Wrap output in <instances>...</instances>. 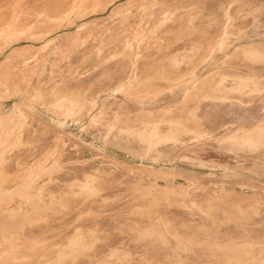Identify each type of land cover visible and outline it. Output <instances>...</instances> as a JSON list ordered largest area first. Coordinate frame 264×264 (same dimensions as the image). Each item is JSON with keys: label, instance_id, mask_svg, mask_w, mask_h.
<instances>
[{"label": "rangeland", "instance_id": "obj_1", "mask_svg": "<svg viewBox=\"0 0 264 264\" xmlns=\"http://www.w3.org/2000/svg\"><path fill=\"white\" fill-rule=\"evenodd\" d=\"M95 1L0 0V264H264V0Z\"/></svg>", "mask_w": 264, "mask_h": 264}, {"label": "bare ground", "instance_id": "obj_2", "mask_svg": "<svg viewBox=\"0 0 264 264\" xmlns=\"http://www.w3.org/2000/svg\"><path fill=\"white\" fill-rule=\"evenodd\" d=\"M21 1H22V0H21ZM61 1H62V2H65V0H61ZM69 1L72 2V7H73L75 10H80V9H82L83 7H84V8H85V7H86V8H89L88 5L84 6L85 3H86L88 0H69ZM89 1H90V0H89ZM93 1H94V0H93ZM101 1H102V0H101ZM18 2H19V1H18ZM25 2H26V1H25ZM25 2H23V3H25ZM56 2H57V1H56ZM95 2H97V0H96ZM102 2H103V1H102ZM109 2H110V1H109ZM23 3H22V6H23ZM42 3H43V2H42ZM88 3H89V2H88ZM93 3H94V2H93ZM100 3H101V2H100ZM160 3H161V2H160ZM20 4H21V3H20ZM89 4H90V3H89ZM156 4H157V3H156ZM91 5H92V7H93L95 4H94V5L91 4ZM89 6H90V5H89ZM153 6H155V5H153ZM58 7H59V5H58ZM160 7H161V10H162V9H163L162 6H160ZM15 8H16V6H15ZM19 8H20V5H19ZM19 8H18V9H19ZM29 8H30V7H29ZM36 8H37V7H36ZM20 9H21V8H20ZM54 9H58V8L55 7ZM155 10L157 11V9H155ZM161 10H160V11H161ZM165 10H166V9H165ZM168 10H171V9H168ZM81 11H83V10H81ZM154 12H155V11H154ZM163 12H164V11H163ZM162 14H163V13H162ZM164 15H166V14H164ZM152 16H153V15H152ZM227 17H228V16H227ZM151 18H152V17H151ZM160 18H162V17H160ZM224 18L226 19V17H224ZM225 19H223L222 21H225ZM250 19H251V23H252V25H253V28L256 27V28L262 29V28L259 26V24H258V20L254 19V18H250ZM147 22H148V21H147ZM158 22H159V21H158ZM162 22H163V21H162ZM225 22H227V21H225ZM215 23H216V22H215ZM223 23H224V22H223ZM143 24H145V23H143ZM143 24H142V25H143ZM225 24H226V23H225ZM230 25H231V22H228V23L225 25L226 30L229 29ZM226 30H225V31H226ZM171 34H172V33H171ZM0 35H1V31H0ZM250 35H251V34H250ZM252 35H253V34H252ZM252 35H251V36H252ZM251 36H250V37H251ZM226 43H227V42H226ZM227 47H228L227 45H225V46L223 45V48H224V49L227 48ZM242 48H244V47H242ZM242 48H238V49H236V50L238 51L239 49H242ZM18 50H19V49H18ZM241 51H242V50H241ZM250 52H251V51H250ZM233 53H235V52H233ZM236 53H238V52H236ZM245 53H246V52H245ZM239 54H240V52H239ZM246 54H247V53H246ZM249 55H251V53H249ZM234 56H235V55H234ZM10 57H11V56H10ZM10 57H8V58H10ZM14 57H15V56H14ZM255 85H256V84H255ZM258 90H259V91H262V92H259L260 94L258 93V95H259V97H260L259 102H261V103L263 104V103H264V83L260 85V87L258 88ZM14 103H16V102H14ZM231 103H232V102H231ZM232 104H233V103H232ZM237 105H238V104H237ZM239 105H240V104H239ZM224 108H228V106H225ZM239 108H240V107H238V110H239ZM236 111H237V110H236ZM256 117H260V118H257V119L255 120V122L258 123V122H260V121H264V118H262L263 116H262L261 114H260L259 116L257 115ZM254 118H255V117H254ZM1 120H5V117H4L3 119H1ZM227 121H228V120H227ZM253 122H254V121H253ZM46 124H47V123H46ZM28 125L30 126L31 124H28ZM38 125H39V124H38ZM23 127H24V126H23ZM25 127H27V126H25ZM57 127H58V126H57ZM3 128H4V127H3ZM29 128H30V127H29ZM58 128H59V127H58ZM25 129H26V128H25ZM27 129H28V128H27ZM27 129H26V131H27ZM34 129H35V128H34ZM37 129H38V128H37ZM54 130H55V129H54ZM57 130H58V129H57ZM29 131H30V130H29ZM34 131H35V130H34ZM34 131H32V133H33ZM55 131H56V130H55ZM49 132H50V130H49ZM57 132H58V131H57ZM60 132H62V131H60ZM60 132H59V133H60ZM40 133H41V132H40ZM42 133H43V132H42ZM29 134H31V133H29ZM43 134H44V133H43ZM51 134H52V133H51ZM63 134H64V135H63ZM63 134L61 133L60 135H61V136H64L66 139H68V138L70 139V138L72 137L71 135L65 133L64 131H63ZM56 135L59 137L58 134H56ZM32 136H33V135H32ZM54 136H55V135H54ZM66 136H67V137H66ZM30 137H31V136H30ZM30 137H29V138H30ZM58 137H57V138H58ZM23 138H24V137H23ZM25 138H27V137H25ZM25 138H24V139H25ZM53 138H54V137H53ZM53 138L51 137V139H53ZM55 138H56V137H55ZM65 138H64V139H65ZM30 139H32V138H30ZM58 139H59V138H58ZM58 139H57V140H58ZM60 139H62V138L60 137ZM60 139H59V140H60ZM25 140H27V139H25ZM42 140H43V139H42ZM47 140H48V137H47ZM47 140L44 141L45 144H48V143H46ZM59 140H58V141H59ZM28 141H30V140L28 139ZM38 141H39V140H38ZM40 141H41V140H40ZM40 141H39V142H40ZM51 141H52V140H51ZM30 142H31V141H30ZM42 142H43V141H42ZM52 142H53V141H52ZM62 142H63V141H62ZM62 142H61V143H62ZM77 142H78V144H79L80 141H79V140L73 141L72 138H71L70 141H69V143H67V142H65V143H67L66 145L71 149V148H74L73 146H76ZM56 143H57V141H56ZM63 143H64V142H63ZM59 144H60V143H59ZM59 144H56V145L59 146ZM78 144H77V145H78ZM80 144H82V142H80ZM83 144H84V143H83ZM48 145H49V144H48ZM50 145H51V144H50ZM56 145H54V146H56ZM66 145H65V146H66ZM24 146H25V145H24ZM24 146H23V147H24ZM31 146H32V145H31ZM40 146H41V145H40ZM45 146H46V145H45ZM45 146H44V147H45ZM65 146H62V147L65 148ZM78 146H79V145H78ZM80 146H81V145H80ZM46 147H48V146H46ZM24 148H25V147H24ZM56 148H57V146H56ZM78 148H79V147H78ZM82 148L85 149V147H82ZM88 148H89V147H88ZM57 149H58V148H57ZM65 149H66V148H65ZM22 150H23V149H22ZM42 150H43V149H42ZM44 150H45V149H44ZM67 150H68V149H67ZM86 150H91V149H86ZM24 151H26V150H24ZM58 151H59V149H58ZM58 151H57V153H58ZM76 151H77V150H76ZM83 151H84V150H83ZM46 152H47V151H46ZM61 152H62V151H61ZM61 152H59V153L61 154ZM81 152H82V151H81ZM26 153H27V152H26ZM63 153L65 154V151H63ZM94 153H96V152H94ZM33 154H34V153H33ZM53 154H54V153H53ZM71 154H72V152H71ZM89 154H90V153H89ZM92 154H93V153H92ZM100 154L103 155V156H105V157H102V156H100V157H102V158H107V157H108V159H109V156H107V155H105V154H103V153H100ZM65 155H66V154H65ZM94 155H95V154H94ZM29 156H31V155H29ZM35 156H36V155H35ZM60 156H61V155H60ZM76 156H77V155H76ZM92 156H93V155H92ZM106 156H107V157H106ZM57 157H58V156H57ZM66 157L69 158L70 156H69V157L66 156ZM72 157H73V156H72ZM72 157H70V158H72ZM78 157H79V156H78ZM80 157H81V156H80ZM34 158H35V157H34ZM59 158H60V157H59ZM61 158H62V157H61ZM67 158H66V159H67ZM53 159H54V158H53ZM53 159H52V160H53ZM62 159H63V158H62ZM72 159H73V158H72ZM104 160H105V159H104ZM57 161H58V160H57ZM101 161H102V160H101ZM106 161H107V160H106ZM106 161H105V162H106ZM109 161H112V159L109 160ZM113 161H114V160H113ZM55 162H56V161H55ZM107 162H108V161H107ZM107 162H106V163H107ZM52 163L54 164V162H52ZM108 163H110V162H108ZM111 163H112V162H111ZM111 163H110V164H111ZM115 163L117 164V162H115ZM115 163H114V164H115ZM53 164H52V165H53ZM55 164H56V163H55ZM100 164H101V163H100ZM112 164H113V163H112ZM114 164H113V165H114ZM43 165H44V164H43ZM102 165H103V164H102ZM81 166H82V165H81ZM84 166H86V165H84ZM84 166H83V167H84ZM88 166H89V165H88ZM90 166H92V165H90ZM104 166H105V165H104ZM104 166H103V167H104ZM111 166H112V165H111ZM118 166H120V165L118 164ZM121 166H124V164H123V165L121 164ZM47 167H48V165H47ZM96 167H97V166H96ZM109 167H110V166H109ZM109 167H107V168H108V169H111V168H109ZM112 167H113V166H112ZM114 167H115V166H114ZM127 167L129 168V166H127ZM79 168H80V167H79ZM81 168H82V167H81ZM98 168H101V167H98ZM105 168H106V167H105ZM119 168H120V167H119ZM122 168H123V167H122ZM82 169H83V168H82ZM120 169H121V168H120ZM84 170H85V169H84ZM86 170H87V169H86ZM100 170H102V169H100ZM104 170H105V169H104ZM128 170H129V169H128ZM68 171H70V170H68ZM79 171H80V170H79ZM107 171H109V170H107ZM130 171H131V170H130ZM128 172H129V171H128ZM131 172H132V171H131ZM61 173H62V172H61ZM61 173H60V174H61ZM111 173H112V172H111ZM121 173H122V175H123V174H126V172H125L124 170L121 171ZM73 174H74V172H73ZM75 174H78V173H75ZM104 174H106V173H104ZM113 174H114V173H113ZM118 174H119V173H118ZM58 175H59V174H58ZM108 175H109V174H108ZM128 175H130V174H128ZM80 176H81V174H80ZM114 176H115V175H114ZM124 176H125V175H124ZM46 177H47V176H46ZM51 177H52V175H51ZM60 177H61V176H60ZM62 177H63V174H62ZM78 177H79V176H78ZM110 177H111V176H109V179H110ZM130 177H131V176H130ZM133 177H134V179H135V175H134ZM157 177H158V176H157ZM159 177H160V176H159ZM208 177H209V176H208ZM49 178H50V176H49ZM125 178H126V177H125ZM64 179H65V178H63V180H64ZM78 179H79V178H78ZM109 179H108V180H109ZM123 179H124V178H123ZM128 179H129V178H128ZM128 179H127V180H128ZM132 179H133V178H132ZM132 179H131V180H132ZM46 180H48V179H46ZM49 180H50V179H49ZM56 180H57V178H56ZM59 180H61V179L59 178ZM65 180H66V179H65ZM68 180H70V179H68ZM74 180H75V179H74ZM108 180H104V181H108ZM125 180H126V179H125ZM127 180H126V181H127ZM129 180H130V179H129ZM201 180H202V179H201ZM75 181H76V180H75ZM111 181H112V179H111ZM36 182H37V181H36ZM40 182H41V181H40ZM40 182H39V183H40ZM43 182H44V181H43ZM48 182H49V181H48ZM85 182H86V181H85ZM101 182H102V181H101ZM109 182H110V181H109ZM109 182H108V183H109ZM122 182H123V181H122ZM131 182H132V181H131ZM34 183H35V182H34ZM46 183H47V182H46ZM90 183H93V184H94V182H90ZM90 183L88 182V184H90ZM112 183H113V181L111 182V184H112ZM116 183H118L117 185L120 184V185L123 186V187L125 186V185H122V184L119 183V182H116ZM116 183H115V184H116ZM44 184H45V183H44ZM53 184H54V183H53ZM65 184H66V183H65ZM88 184H86V185H88ZM101 184H102V183H101ZM103 184H104V183H103ZM113 184H114V183H113ZM62 185H63V184H62ZM74 185H75V184H74ZM76 185H77V184H76ZM76 185H75L74 187H76ZM84 185H85V184H84ZM95 185H96V184H95ZM105 185H106V184H105ZM109 185H110V184H109ZM120 185H119V186H120ZM126 185H129L128 182L126 183ZM45 186L47 187V185H45ZM45 186H44V187H45ZM52 186H53V185H52ZM56 186H57V185H56ZM90 186H91V185H90ZM101 186H102V185H101ZM115 186H116V185H115ZM119 186H118V187H119ZM140 186H141V185H140ZM48 187H50V186H48ZM77 187H78V185H77ZM93 187H95V186H93ZM85 188H86V187H85ZM99 188H100V187H99ZM99 188H98V189H99ZM114 188H115V187H114ZM114 188H113V189H114ZM124 188H126V187H124ZM128 188H131V186H128L126 189H128ZM143 188H144V187H143ZM78 189H79V188H78ZM93 189H94V188H93ZM93 189L91 188V190H93ZM103 189H104V188H103ZM113 189H112V190H113ZM50 190H51V189H50ZM76 190H77V189H76ZM89 190H90V189H89ZM100 190H101V189H100ZM106 190H107V189H105L104 192H105ZM117 190H118V189H117ZM119 190H120V189H119ZM119 190H118V192H120ZM124 190H125V189H124ZM128 190L130 191L131 189H128ZM133 190H135V191H139V189L136 190V188L132 189L131 191H133ZM140 190H141V189H140ZM143 190H144V189H143ZM26 191H27V190H26ZM52 191H53V190H52ZM55 191H56V189H55ZM78 191H79V190H78ZM81 191H82V190H81ZM101 191H102V190H101ZM101 191H100V192H101ZM108 191H109V189H108ZM108 191L106 192V194L103 193L104 195L99 194L100 192L98 193L99 195H101V196L99 197V201H103V200H105V201L107 202V204H109L111 207H113V206H115V205H116V207H117V204H118V205L121 207V208L119 207L120 210H121V209H124V208H122V206L120 205V202H118V203L115 204V205L113 204L114 202H117L118 199L116 200V199L112 198V195L115 194V193H113V194L110 193V194H109V192H110L111 190H110L109 192H108ZM114 191H115V189H114ZM53 192H54V191H53ZM95 192H96V189H95ZM111 192H112V191H111ZM118 192H117V193H118ZM124 192H126V190H125ZM41 193H42V191H41ZM56 193H57V192H56ZM86 193H87V191H86ZM86 193H85V194H86ZM89 193H90V192H89ZM92 193H93V192H92ZM129 193H130V192H129ZM133 193L135 194V192H133ZM133 193H132V195H133ZM141 193H142V192H141ZM82 194H84V193L82 192ZM87 194H88V193H87ZM93 194H94V193H93ZM119 194L121 195V193H119ZM126 194H127V192H126ZM136 194H137V192H136ZM136 194H135V197H134V198H133V196H132V198H133L132 200H134L135 198H136V199L139 198V197H136V196L138 195V194H137V195H136ZM139 194H140V192H139ZM144 194H145V192H144ZM39 195H40V194H39ZM46 195H47V194H46ZM46 195H45V196H46ZM49 195H52V194H49ZM79 195H80V194H79ZM95 195H96V194H95ZM99 195H98V196H99ZM130 195H131V194H130ZM237 195H238V194H237ZM237 195H236V196H237ZM41 196H43V194H42ZM81 196H83V195H81ZM92 196H93V195H92ZM114 196H115V195H114ZM114 196H113V197H114ZM90 197H91V196H90ZM90 197H89V198H90ZM93 197H94V196H93ZM110 197H111V198H110ZM118 197H119V195H118ZM122 197H123V196H122ZM125 197H127V196H125ZM77 198H78V197H77ZM81 198H83V197H81ZM87 198H88V197H87ZM96 198H97V196L95 197V199H96ZM108 198H110L111 202H108ZM130 198H131V196H130ZM130 198H128L129 201H130ZM140 198H143V196L141 197V195H140ZM144 198H145V197H144ZM254 198H255V197H254ZM70 199H71V198H70ZM83 199H84V198H83ZM85 199H86V198H85ZM95 199L93 198V202L95 201ZM120 199H123V198H120ZM136 199H135V201H133V202H136L135 204H136V206H137V201H138V200L136 201ZM236 199H237V198H236ZM88 200H89V199H88ZM124 200H125V198H124ZM126 200H127V199H126ZM132 200H131V201H132ZM140 200L142 201V199H139L138 204H139V203L142 204V202H140ZM144 200H146V199H144ZM147 200H148V199H147ZM82 201H83V200H82ZM119 201H120V200H119ZM187 201H188V200H187ZM77 202H78V201H77ZM89 202H90V201H89ZM96 202H97V201H96ZM121 202H123V201L121 200ZM126 202H127V201H125V203H126ZM151 202H152V201H151ZM151 202H150V204H151ZM173 202H174V201H173ZM73 203L75 204V202H73ZM80 203H81V202H80ZM80 203H79V205H80ZM85 203L87 204L88 202L85 201ZM90 203H91V202H90ZM90 203H89V206H90ZM104 203H105V202L103 201V204H104ZM125 203H124V205H125ZM130 203H131V205L134 207L135 204H132V202H130ZM148 203H149V202H148ZM189 203H191V202H189ZM82 204H83V203H82ZM111 204H113V205H111ZM121 204H123V203H121ZM127 204H128V202H127ZM143 204H144V207H141V205H139V206L141 207V208H139L140 210H141L142 208H143V209L146 208V207H145V204H147V203H144V202H143ZM143 204H142V206H143ZM152 204H153V203H152ZM152 204H151V205H148V206L146 205V206H147V207H149V206L153 207ZM95 205H96V204H95ZM95 205H94V206H95ZM97 205H98V204H97ZM174 205H175V204H174ZM65 206H66V205H65ZM71 206H72V205H71ZM75 206H76V205H75ZM77 206H78V205H77ZM80 206H83V205H80ZM91 206L93 207V205H91ZM125 206H129V205H125ZM132 206H131V207H132ZM59 207H60V206H59ZM78 207H79V206H78ZM83 207H84V206H83ZM133 207H132V208H133ZM155 207L157 208L156 205H155ZM169 207H170V206H169ZM172 207H173V206H171V208H172ZM174 207H175V206H174ZM174 207H173V208H174ZM183 207H184V206H183ZM183 207H182V208H183ZM73 208H74V205H73ZM84 208H85V207H84ZM96 208H97V206H96ZM96 208H95V209H96ZM98 208H99V206H98ZM103 208H104V207H103ZM153 208H154V207H153ZM163 208H164V207H163ZM167 208H168V207H167ZM173 208H172V209H173ZM176 208H177V207H175L173 210L175 211ZM240 208H241V207H240ZM57 209H58V208H57ZM75 209H76V208H75ZM78 209H79V208H78ZM78 209H77V210H78ZM93 209H94V208H93ZM105 209H106V208H105ZM113 209H114V208H113ZM113 209H112V210H113ZM143 209H142V215H143L144 213H146V212H147V213H146L144 216H146L147 214H149L148 211H146V210H149V209H145L146 212L143 211ZM157 209L160 210L159 207H158ZM164 209H165V210H164ZM164 209H162L164 212L167 211V210H166V207H165ZM236 209H237V208H236ZM59 210H60V209H59ZM103 210H104V209H103ZM112 210H111V214H114V213H112ZM115 210H118V209L115 208ZM126 210H127V209H126ZM131 210H133V209H131ZM151 210H152V209H151ZM154 210L156 211V209H153L152 212L149 211V212L151 213V215H153L152 213H153ZM162 210H161V211H162ZM176 210H177V209H176ZM178 210H179V209H178ZM184 210H185V209H184ZM263 210H264V209H263ZM88 211H90V210H88ZM94 211H95V210H94ZM99 211H102V210H99ZM104 211L107 212V211H109V209H106V210H104ZM104 211H103V212H104ZM155 211H154V212H155ZM161 211H159L160 213H159L158 211H156V212L159 213V214H161V213H163V211H162V212H161ZM174 211H173V212H174ZM72 212H73V211H72ZM74 212H75V210H74ZM80 212H81V211H80ZM84 212H85V211H84ZM105 212H104V213H105ZM113 212H115V211L113 210ZM119 212H120V211H119ZM123 212L126 213V212H128V211H125V210H124ZM143 212H144V213H143ZM156 212H155V213H156ZM167 212H170V211H169V208H168V211H167ZM177 212H178V211H177ZM77 213H78V212H77ZM89 213H90V212H89ZM92 213H93V212H92ZM97 213L100 214V215L103 214L102 212L99 213L98 210H97ZM97 213H96V214H92V218H93L94 215H98ZM108 213H109V212H108ZM108 213H107V216H109ZM116 213H117V212H115L114 216H115V215H118V213H117V214H116ZM134 213H137V212H134ZM170 213H171V212H170ZM182 213H183V212H182ZM186 213H187V212H186ZM70 214H71V212H70ZM171 214H172V213H171ZM176 214H178V213H176ZM176 214H174V215H176ZM183 214H184V213H183ZM65 215L67 216L68 214H65ZM65 215H64V218H65ZM73 215H74V214H73ZM80 215H82V214H80ZM100 215H99V216H100ZM151 215L149 214V216H151ZM169 215H170V214H169ZM172 215H173V214H172ZM68 216H69V215H68ZM70 216H71V215H70ZM78 216H79V214H78ZM82 216H84V213H83ZM99 216H98V218H100ZM104 216H105V215H104ZM111 216H112V215H111ZM147 216H148V215H147ZM155 216H156V215H155ZM159 216H160V215H159ZM164 216H165V215H164ZM183 216H185V214H184ZM183 216H182V217H183ZM186 216H187V214H186ZM71 217H73V216H71ZM71 217H70V218H66L65 220H67V219H71ZM80 217H81V216H80ZM80 217H79V219H80ZM85 217H86V216H85ZM101 217H103V216H101ZM112 217H113V216H112ZM115 217H116V216H115ZM152 217H153V216H152ZM152 217H151V218H152ZM166 217H167V214H166ZM168 217H169V216H168ZM168 217H167V218H168ZM170 217H171V216H170ZM173 217H174V216H172V218H173ZM176 217H177V216H176ZM176 217H174V218H176ZM182 217H181V219H182ZM251 217H252V216H251ZM53 218H55V217H53ZM57 218H58V217H57ZM60 218H61V217H60ZM74 218H76V217H74ZM95 218H96V217H95ZM106 218H107V220H108V217H106ZM109 218H111V217H109ZM113 218H114V217H113ZM144 218H146V217H144ZM147 218H148V217H147ZM147 218H146V219H147ZM153 218H154V217H153ZM155 218H156V217H155ZM172 218H171V219H172ZM256 218H257V217H256ZM86 219H87V218H85V220H86ZM102 219H103V218H102ZM102 219L100 218V220H102ZM114 219H115V218H114ZM161 219H162V218H160L159 221H160ZM186 219H187V217H186ZM186 219H185V220H186ZM194 219H195V216H194ZM259 219H260V218H259ZM50 220H51V219H50ZM56 220H57V219H56ZM63 220H64V219H63ZM73 220H74V219H73ZM76 220H77V219H75V221H76ZM87 220H89V219H87ZM87 220H86V221H87ZM104 220H105V217H104ZM104 220H103V222L100 221V225H101V223L103 224V223L106 221V220H105V221H104ZM115 220H116V219H115ZM132 220H134V219H132ZM143 220H145V219H143V216H142V221H143ZM147 220H148V219H147ZM149 220H151V219L149 218ZM153 220H154V219H153ZM162 220H165V218L162 219ZM169 220H170V218H169ZM189 220H190V219H189ZM200 220H201V219H200ZM255 220H258V219H255ZM261 220H262V219H261ZM68 221H69V220H68ZM75 221H74V223H75ZM81 221H82V220H81ZM86 221H85V222H86ZM91 221H92V220H91ZM113 221H114V220H113ZM116 221H117V220H116ZM139 221H140V219H139ZM145 221H146V220H145ZM165 221H166V220H165ZM165 221H164V222H165ZM182 221H184V220H181V222H182ZM194 221H195V220H194ZM245 221H246V220H245ZM259 221H260V220H259ZM259 221H258V222H259ZM53 222H55V220H54ZM59 222H60L61 224H64L63 221H62V222L59 221ZM70 222H71V221H70ZM82 222H83V223H82L81 226H82V228H83L84 221H82ZM87 222H88V221H87ZM87 222H86V223H87ZM94 222H96V221H94ZM94 222L92 221V227H90L91 223L89 224V227L92 228V229L94 228L93 226H94L96 223L99 224L98 221H97L95 224H94ZM107 222H109V220L106 221L105 224H107ZM133 222H135V221H133ZM133 222H132V223H133ZM136 222H138V221H136ZM143 222H144V221H143ZM147 222H148V221H147ZM160 222H161V221H160ZM170 222H171V221H170ZM174 222H175V221H174ZM179 222H180V221H179ZM179 222H178V223H179ZM184 222H185V221H184ZM191 222H193V220H191ZM196 222H197V221H196ZM50 223H51V221H50ZM57 223H58V222H57ZM72 223H73V221H72ZM72 223H71V224H72ZM74 223H73V224H74ZM79 223H81L80 220H79ZM110 223H111V221H110ZM110 223H109V224H110ZM114 223H115V222H114ZM114 223L112 222V224H114ZM148 223H149V222H148ZM166 223H167V222H166ZM186 223H189V222L187 221ZM198 223H199V222H198ZM244 223H245V226L247 225L246 227H248V224H246V222H244ZM247 223H248V221H247ZM263 223H264V222H263ZM61 224H60V225H61ZM77 224H78V222H77ZM87 224H88V223H87ZM115 224H116V223H115ZM134 224H136V223H133V225H134ZM138 224H139V223H138ZM140 224L142 225V223H140ZM162 224H163V223H162ZM174 224H176V223H174ZM184 224H185V223H184ZM184 224H183V225H184ZM255 224H256V223H255ZM75 225H76V224H75ZM75 225H74V226H75ZM79 225H80V224H79ZM79 225H78V226H79ZM100 225H99V226H100ZM103 225H104V224H103ZM103 225H101V226H103ZM110 225H111V224H110ZM110 225H109V228H110V229L107 228V229H108V230H107V229L105 228V229H104V232H105L106 230H107V231H110V230H111V227H112V226L110 227ZM121 225H123V222H122ZM125 225H126V223H125ZM127 225H128V224H127ZM171 225H172V224H171ZM185 225H186V224H185ZM249 225H251V223H249ZM252 225H253V222H252ZM257 225H258V224H257ZM262 225H263V224H261V227H263ZM65 226H66V225H65ZM81 226H79V227H77V228H80L81 231L84 232V230H86V229H85V228H86L85 226H87V225L84 226L85 228H83V230H82ZM99 226H98V227H99ZM101 226H100V228H102ZM115 226H118V225H114L113 228H116ZM176 226H177V225H176ZM179 226H180V225H179ZM53 227H54V226H53ZM66 227H67V226H66ZM70 227H71V226H69V228H70ZM72 227H73V226H72ZM72 227H71V228H72ZM95 227H97V226H95ZM106 227H108V226H106ZM121 227H123V226H121ZM121 227H120V228H121ZM191 227H192V226H191ZM249 227H250V226H249ZM58 228H61V229H62L63 227H58ZM71 228H70V229H71ZM75 228H76V227H75ZM100 228L97 229L99 232H100ZM113 228H112V229H113ZM138 228H139V227H138ZM162 228H163V227H162ZM179 228H181V227H179ZM87 229H88V228H87ZM117 229H118V228H117ZM117 229H115V230H117ZM126 229H128V227H127ZM173 229H175V228L173 227ZM249 229H250V228H249ZM254 229H255V228H254ZM25 230H26V229H25ZM25 230H24V231H25ZM59 230H60V229H59ZM67 230H68V228H67ZM72 230H74V228H73ZM89 230H91V229H88V231H89ZM95 230H96V229H95ZM97 230H96V232L93 230L94 232H92V236H93V233H94V234L97 233ZM113 230H114V229H113ZM113 230H111L110 232H111V233H114ZM26 231L29 232V230H26ZM36 231H37V230H36ZM133 231H135V230H133ZM22 232H23V231H22ZM22 232H17V233L23 235ZM34 232H35V230H34ZM60 232H61V231H60ZM63 232H64V229H63ZM63 232H62V233H63ZM65 232H66V231H65ZM68 232H69V231H68ZM83 232H82V233H83ZM110 232H109V233H110ZM35 233H36V232H35ZM109 233H106V235L108 234L107 236H111V237H112L113 234H109ZM115 233H116L117 235H119V234L117 233V231H115ZM126 233H127V232H126ZM177 233H178V232H177ZM182 233H183V230H182ZM29 234H31V233L29 232ZM116 234H114V235H116ZM127 234H128V233H127ZM127 234H126V235H127ZM32 235H33V234H31V235H29V236H32ZM51 235H52V233H51ZM99 235H100V233H99ZM103 235H104V234L101 233V237H102ZM106 235H105V236H106ZM107 236H106V237H107ZM97 237H98V234H97ZM97 237H95V238H97ZM101 237H100V239L98 238V242H99L98 244H100V245L102 244V247H103V241L101 242ZM106 237H104V238H102V239H103V240H104V239L108 240V238H106ZM111 237H110V238H111ZM23 238H24V237H23ZM26 238H27L26 242L28 241L27 243H29L30 241H32V240H30V239L28 238V235H27ZM30 238H31V237H30ZM117 238H118V236H117ZM19 239H20V238H19ZM21 239H22V238H21ZM24 239H25V238H24ZM28 239H29V240H28ZM44 239H45V238H44ZM42 240H43V239H42ZM109 240H110V239H109ZM114 240H116V237H115ZM117 240H118V239H117ZM119 240H120V239H119ZM263 240H264V239H263ZM7 241H8V240H7ZM7 241H5V242L9 244L10 239H9V242H7ZM20 241H21V240H20ZM22 241L25 242V240H23V239H22ZM104 241H105V240H104ZM122 241H123V239H122ZM169 241H170V240H169ZM3 242H4V241H3ZM14 242H15V241H14ZM34 242H35V239H34ZM105 242H106V241H105ZM129 242H130V241H129ZM140 242H142V241H140ZM21 243H22V242H21ZM32 243H33V242H32ZM42 243H43V242H42ZM94 243H95V242H94ZM94 243H93V244H94ZM96 243H97V239H96ZM130 243H131V242H130ZM233 243H234V242H233ZM240 243H241V242H240ZM253 243H254V242H253ZM253 243H252V244H253ZM105 244H106V246L109 245L108 242H106ZM131 244L133 245V243H131ZM144 244H145V243H144ZM169 244H172V242L169 243ZM243 244H244V243H243ZM260 244H261V243H260ZM5 245H7V244H5ZM13 245H14V243H13ZM13 245L11 246L12 249H13ZM28 245H29V244H28ZM28 245L26 244V246H28ZM33 245H34V244H33ZM33 245H31L30 247H36V245H34V246H33ZM94 245L96 246V244H94ZM112 245H114L113 242H112ZM125 245H126V244H125ZM137 245H138V244H137ZM2 246H4V245H2ZM18 246H19V244H18ZM18 246H17V244H16V246L14 245V249H17ZM92 246H93V245H91V247H92ZM95 246H93L92 249H93ZM97 246H98V245H97ZM110 246H111V245H110ZM169 246H170V245H169ZM245 246H246V245H245ZM250 246H251V244H250ZM15 247H16V248H15ZM20 247H21V244H20ZM24 247H25V245H24ZM24 247H23V248H24ZM98 247H99V246H98ZM98 247H97V248H98ZM102 247H99L98 249L101 250ZM107 247H108V246H107ZM107 247H106V248L103 247L104 249H102V250H103V251H104L105 249L107 250ZM122 247H123V246H122ZM129 247H131V245H130ZM133 247H134V246H133ZM137 247H139V246H137ZM172 247H173V246H172ZM247 247H249V246L247 245ZM253 247H254V246H253ZM0 248H1V247H0ZM18 248H19V247H18ZM21 248H22V247H21ZM27 248H28V247H27ZM114 248H115V247H114ZM119 248L121 249V245H120ZM119 248H118V252H119ZM124 248H125V247H124ZM124 248H123L122 251H123V252H124V251L126 252V250H124ZM249 248H250V247H249ZM90 249H91V248H90ZM92 249H91V251L93 252ZM95 249H96V247H95ZM115 249H116V248H115ZM136 249H137V248H136ZM250 249L253 250L252 247H251ZM2 250H3V249H2ZM2 250H1V252H2ZM6 250H7V249H6ZM6 250H5V252H6ZM19 250H20V249H19ZM23 250H24V249H23ZM25 250H26V249H25ZM25 250H24V252H25V255H26V252H27V251H25ZM27 250H28V249H27ZM29 250H31V249H29ZM99 250L96 249V251H98V254H99V252L102 253V250H101V251H99ZM134 250H135V249H134ZM256 250H257V249H256ZM11 251H13V252H10L11 255H12V253L16 255V253H14V250H11ZM15 251H16V250H15ZM17 251H18V250H17ZM91 251L89 250V255L92 254ZM112 251H113V249H112ZM253 251H254V252H253L254 255L256 254V252H258V251H255V249H254ZM3 252H4V251H3ZM5 252H4V254H5ZM7 252H8V251H7ZM87 252H88V251H87ZM94 252H95V251H94ZM116 252H117V251H116ZM125 252H124V254H126ZM127 252H128V251H127ZM135 252H138V249H137ZM144 252H145V251H144ZM21 253H23V252H21ZM35 253H36V252H35ZM101 253H100V254H101ZM109 253H110V251H109ZM113 253H114V252H113ZM113 253H112V255H113ZM120 253H121V252H120ZM139 253H140V252H139ZM142 253H143V252H142ZM142 253H140V255H141ZM151 253H152V252H151ZM4 254H3V255H4ZM10 254H9V255H10ZM17 254H18V253H17ZM86 254H87V253H86ZM100 254H99V256H98L97 253H95V256H98V257H100V256H102V257L105 256V255H100ZM124 254H123V255H124ZM128 254H129V253H128ZM130 254H132V253H130ZM148 254H149V253H148ZM159 254L161 255V253H159ZM253 254H250V255L253 256ZM257 254H258V253H257ZM34 255H35V254H34ZM106 255H107V254H106ZM146 255H147V254H146ZM154 255H155V253H154ZM4 256H5V255H4ZM6 256H7V253H6ZM19 256H20V253H19ZM26 256H27V255H26ZM29 256H30V254L28 255V257H26V259L29 258ZM35 256H36V255H35ZM92 256H93V255H92ZM108 256L110 257L111 255L108 254ZM116 256H118V254H117ZM136 256H137V260H138V258H139V257H138V253H137V255H133V257H135V258H136ZM143 256H144V255H143ZM143 256H142V259L144 260L145 257H143ZM164 256H165V255H164ZM87 257H88V254H87ZM98 257H97V258H98ZM109 257H108V258H109ZM114 257H115V256H113L112 258L110 257V260L113 259V260L115 261ZM120 257H121V255H120ZM127 257H128V256H127ZM151 257H153V258H151L150 260H152V259L155 260V259H156V261H157L156 256H155V259H154V256H151ZM160 257H162V256H160ZM160 257H159V255H158V258H160ZM23 258H24V261L22 262V264H23L24 262H26V261H25V257H22L21 260H23ZM84 258H86V256H85ZM84 258H83V261L85 260ZM94 258H95V257H94ZM97 258H95V259H96V260H99V259H97ZM108 258H107V259H108ZM146 258L149 259V258H150V255H149V256L147 255ZM248 258L250 259V256H249V255H248ZM7 259H9V258H7ZM17 259H18V258H17ZM90 259H91V258H90ZM90 259H89L88 261H90ZM92 259H93V258H92ZM92 259H91V261H92ZM95 259H93V260L95 261ZM140 259H141V258H140ZM164 259H165V258H164ZM11 260H15V259H11ZM11 260H9V261H11ZM29 260H30V259H28V261H29ZM86 260H87V259H86ZM110 260H108V264H111V262L109 263ZM116 260H117L116 262L118 263V262H119L118 259H116ZM121 260H122V259H121ZM126 260H128V259L126 258ZM135 260H136V259H134V262H135L136 264H137V262H140V260H138V261H135ZM143 260H141V261L144 262ZM153 260H152V262H151V261H148L149 264H150V262L153 263ZM159 260H161V259H159ZM182 260H183V259H182ZM240 260H241V259H239V261H240ZM4 261H6V260H4ZM28 261H27V262H28ZM77 261H78V262H77ZM81 261H82V258H81ZM94 261H93V262H94ZM183 261H184V260H183ZM231 261H232V260H231ZM27 262H26V263H27ZM93 262H91V263H93ZM120 262H121V261H120ZM142 262H140L139 264H141ZM160 262L163 263V261H160ZM168 262H169V260H168ZM7 263H8V262H7ZM13 263H15V262H13ZM76 263H77V264H78V263H79V264H82L81 262H79V258H78V260H76ZM94 263L96 264L97 262L95 261ZM103 263H105V262H102V264H103ZM112 263H113V262H112ZM173 263H174V262H173ZM19 264H21L20 261H19ZM73 264H74V263H73ZM99 264H100V263H99ZM114 264H115V263H114ZM121 264H122V263H121ZM126 264H127V263H126ZM131 264H133V263H131ZM142 264H143V263H142ZM144 264H145V263H144ZM164 264H166V263H164Z\"/></svg>", "mask_w": 264, "mask_h": 264}, {"label": "crops", "instance_id": "obj_3", "mask_svg": "<svg viewBox=\"0 0 264 264\" xmlns=\"http://www.w3.org/2000/svg\"><path fill=\"white\" fill-rule=\"evenodd\" d=\"M108 71H110V69H108ZM110 73V72H109ZM111 75H112V72H111ZM109 78V77H108Z\"/></svg>", "mask_w": 264, "mask_h": 264}]
</instances>
